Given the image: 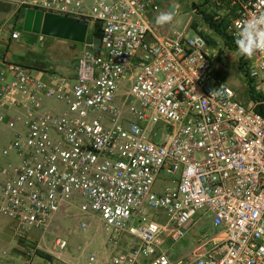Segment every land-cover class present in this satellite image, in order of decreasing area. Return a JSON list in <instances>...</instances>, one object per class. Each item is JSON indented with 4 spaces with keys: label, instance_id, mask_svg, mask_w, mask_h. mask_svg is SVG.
<instances>
[{
    "label": "built area",
    "instance_id": "2783aa9c",
    "mask_svg": "<svg viewBox=\"0 0 264 264\" xmlns=\"http://www.w3.org/2000/svg\"><path fill=\"white\" fill-rule=\"evenodd\" d=\"M3 1L14 17L32 9L102 32L84 44L73 77L43 79L11 60L20 22L0 29V47L8 48L0 57V124L13 131L2 151L13 159L0 163V217L15 223L17 238L38 241L30 233L44 236L76 203L109 234L112 254L92 253L87 264H264V116L255 110L264 98L247 107L214 80L206 36L189 35L193 15L159 36L153 22L166 0ZM224 3L235 8L232 38L264 12V0ZM249 59L264 96V52ZM200 212L223 235L185 245ZM67 245L55 241L59 252Z\"/></svg>",
    "mask_w": 264,
    "mask_h": 264
},
{
    "label": "rangeland",
    "instance_id": "374dc122",
    "mask_svg": "<svg viewBox=\"0 0 264 264\" xmlns=\"http://www.w3.org/2000/svg\"><path fill=\"white\" fill-rule=\"evenodd\" d=\"M183 10L175 18L174 28L180 30L184 27L189 17L193 15V25H196L199 32H203L208 39H212L214 43L209 49L208 54L211 61L214 63V71H218L221 77L225 79L224 83L228 84L236 92L237 100L245 105L248 96L246 95L247 86L244 82L243 75L240 71L241 55L237 51L228 49L223 41L211 32L204 24L202 18L198 15L195 5L201 6V0H182ZM196 10V13L192 12ZM15 8L9 3L0 0V29L7 24L15 22L14 17ZM216 12L222 17H228L230 20L234 18L233 14H226L223 10L216 9ZM26 10L23 13L25 18ZM21 33V39L15 43L12 48L14 56L19 58L20 63L32 69L33 72L38 70H46L60 75L70 74L76 68L79 55L83 51V45L75 43L66 39L55 38L37 33L25 32L23 26L17 28ZM195 31H190L189 35L192 36ZM88 39H91L90 33ZM251 66V64H250ZM222 71V72H221ZM49 106L57 104L49 101ZM13 141V131L10 130L5 124H0V163L7 164L13 157H4L2 151L10 147ZM166 177L162 175V180ZM63 221L61 223L57 220L53 224L51 231L42 235V231H32L31 237L33 240H40V249L47 254L51 252H58L55 249V241L57 238L66 239L68 245L63 251L64 253L75 254L81 256L82 261H87L92 253H104V248H107V240L109 234L101 229L102 222L97 216H84L75 203L68 206L62 211ZM149 215H155V211L149 210ZM203 212L198 214L196 218L197 224L190 231L189 236L185 239L184 244L188 245L189 240L193 241L202 239L207 233L213 236L214 227H212L211 215L204 216L201 220L200 217ZM161 224H166V219L161 217L158 219ZM82 223L88 224V229L83 231L80 226ZM0 264H60L55 262L54 259L46 260L37 255L28 257L26 251L28 248H36V242H23L18 239L13 227L15 223L8 218L0 217ZM43 236V237H42ZM41 238V239H40ZM129 236V240H132ZM126 238H123L125 241ZM123 247H129L131 242H123ZM126 243V244H125ZM178 250V249H177ZM4 251L6 253H4ZM180 251V250H178Z\"/></svg>",
    "mask_w": 264,
    "mask_h": 264
},
{
    "label": "trees",
    "instance_id": "16d2710c",
    "mask_svg": "<svg viewBox=\"0 0 264 264\" xmlns=\"http://www.w3.org/2000/svg\"><path fill=\"white\" fill-rule=\"evenodd\" d=\"M219 1V0H218ZM209 0H204V3L201 4V6L195 5V8L198 11V15L202 18L204 24L208 27V29L213 32L217 37H219L224 45L232 50V51H237V47L234 43V38H232L228 32L227 28L230 23V20L228 17H222L216 12V9L219 8L217 4L214 5V8H206L208 5ZM232 14L235 17V8L232 9ZM23 13L24 12H18L15 15V22H20L23 20ZM20 26L16 25V28H19ZM193 30L200 35H204L203 32H199L198 28L196 25L192 26ZM93 37L95 39H100L102 36V32L100 29L99 25H95L93 31H92ZM205 36V35H204ZM207 38V37H206ZM208 44L209 46H212L214 41L212 39H208ZM249 70H250V59L247 57L242 56L241 61H240V71L243 75L244 82L246 83L247 86V91L246 95L248 96L247 102L245 103V106L247 107H253L257 102H260L264 96L262 94L257 93L255 85L253 83V80L249 76ZM212 75L215 78H221V82L225 79L223 76L219 74V72L216 70L212 72ZM256 112L264 116V105H256L255 107ZM37 255L46 259V260H51L52 256L50 254H47L43 252L42 250H37Z\"/></svg>",
    "mask_w": 264,
    "mask_h": 264
},
{
    "label": "crops",
    "instance_id": "0c3cea01",
    "mask_svg": "<svg viewBox=\"0 0 264 264\" xmlns=\"http://www.w3.org/2000/svg\"><path fill=\"white\" fill-rule=\"evenodd\" d=\"M202 3H204V0H201V4ZM215 4H217V6H218V0H209V3H208V5L206 6V8H214V5ZM172 8H174V13H175V16H173V21L170 23V24H166V25H163V26H161V25H157L156 23H155V21L153 22V28H154V30L156 31V33L159 35V36H165V35H167V34H169V33H171V32H173L174 30H175V28H174V24H175V18L177 17V15L178 14H180L181 12H182V10H183V5H182V0H166L163 4H162V12H170L171 11V9ZM218 9H220V10H223V12H225L226 14H231V13H233L232 12V8H230V6H229V4L228 3H224V4H222V6H219V8ZM171 13V12H170ZM18 26H23V20H21L20 21V23H19V25ZM94 25L93 26H91L90 25V28H89V32H88V35H89V33H90V36H91V39L90 40H92V38H95V37H93V34H92V31H93V29H94ZM89 39H88V36H87V40H86V42H88V41H90ZM149 40L150 41H154L153 39H151V38H149ZM85 42V43H86ZM84 43V44H85ZM84 44H82L83 45V48H84ZM15 45V44H14ZM13 45V46H14ZM13 46H11V50H9L10 51V54H11V60L13 61V62H18V63H20V60H19V58H16L15 56H14V52H12V48H13ZM0 49H1V51H0V57L4 54V52H6V51H8L7 49L8 48H5L3 45L0 47ZM209 49H211V46H209ZM209 51V50H208ZM82 54V53H81ZM79 57H80V55H79ZM210 57V56H209ZM211 59V58H210ZM212 62V61H211ZM212 65H213V68H215L214 66V63L212 62ZM31 69V68H30ZM32 70V69H31ZM214 70V69H213ZM222 72V71H221ZM37 74H38V76L40 77V78H43V79H45L46 78V75L47 74H50V73H54V72H51V71H46V70H38L37 72H36ZM55 74H58V73H55ZM74 71H72L70 74H67V75H65V77H73L74 76ZM219 74H223V73H219ZM58 75H60V74H58ZM62 76H64V75H62ZM213 78H214V80L216 81V82H221V78L219 77V78H215L214 76H213ZM205 216H207V215H205ZM93 217H95L96 219H97V217L96 216H93ZM204 217V215H202L201 216V218L199 219V220H201L202 218ZM212 217V216H211ZM63 215H62V213H60L59 215H58V217L56 218V220H57V222H59V223H61V221H63ZM196 224H197V222L195 223V225H194V227L196 226ZM212 227H214V225H213V218H212ZM101 229L102 230H104V228L103 227H101ZM105 232V231H104ZM223 231L222 230H220V229H217V228H215L214 227V230H213V234L214 235H219V236H222L223 235V233H222ZM126 238V240L125 241H121V243L122 244H124L123 242H126V243H128V242H130V240H129V238L128 237H125ZM41 239V238H40ZM192 243L193 242V239H190L189 240V243ZM106 243V242H105ZM125 243V244H126ZM188 243V244H189ZM123 247V246H122ZM120 249V248H119ZM104 253H101V252H98V254L99 255H101V256H103V257H105V258H108L111 254H112V251L110 250V249H108V248H104V251H103ZM52 254H50L51 256H52V259H54L55 260V262H59L60 264H87V261H82L83 260V258H81V256H76L75 254H71V253H64L63 251L62 252H51ZM88 260V259H87Z\"/></svg>",
    "mask_w": 264,
    "mask_h": 264
},
{
    "label": "water",
    "instance_id": "95a60500",
    "mask_svg": "<svg viewBox=\"0 0 264 264\" xmlns=\"http://www.w3.org/2000/svg\"><path fill=\"white\" fill-rule=\"evenodd\" d=\"M170 12L175 16L174 8ZM89 28L90 24L88 21L44 14L41 11L32 9L26 11L23 19L25 32L66 39L79 44L86 42Z\"/></svg>",
    "mask_w": 264,
    "mask_h": 264
},
{
    "label": "clouds",
    "instance_id": "9594fccd",
    "mask_svg": "<svg viewBox=\"0 0 264 264\" xmlns=\"http://www.w3.org/2000/svg\"><path fill=\"white\" fill-rule=\"evenodd\" d=\"M173 15L161 12L155 17L157 25L170 24ZM234 43L241 56L251 58L257 52H264V12L254 14L243 22L237 31Z\"/></svg>",
    "mask_w": 264,
    "mask_h": 264
}]
</instances>
